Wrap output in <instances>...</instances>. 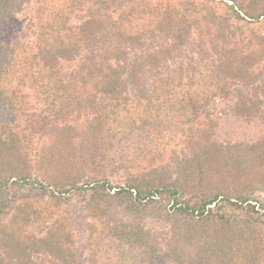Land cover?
Masks as SVG:
<instances>
[{"label":"trees","instance_id":"1","mask_svg":"<svg viewBox=\"0 0 264 264\" xmlns=\"http://www.w3.org/2000/svg\"><path fill=\"white\" fill-rule=\"evenodd\" d=\"M262 193L264 0H0V264H264Z\"/></svg>","mask_w":264,"mask_h":264},{"label":"rangeland","instance_id":"2","mask_svg":"<svg viewBox=\"0 0 264 264\" xmlns=\"http://www.w3.org/2000/svg\"><path fill=\"white\" fill-rule=\"evenodd\" d=\"M15 22H19V20H15ZM215 108L216 110H221L223 108H225V104L223 101L217 100L215 103ZM233 123L229 120L223 121V124L221 126V136L225 137V138H230V139H244L246 137H248V135L252 134L251 132H253V128L251 129H247L246 131L243 129V127L239 128V124L238 127H233L232 126ZM264 195V193H262ZM82 240L78 239V246H77V251L80 250V244H81ZM80 245V246H79Z\"/></svg>","mask_w":264,"mask_h":264}]
</instances>
